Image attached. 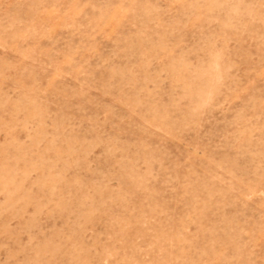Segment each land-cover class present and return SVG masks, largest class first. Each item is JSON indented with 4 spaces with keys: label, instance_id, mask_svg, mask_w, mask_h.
<instances>
[{
    "label": "rangeland",
    "instance_id": "374dc122",
    "mask_svg": "<svg viewBox=\"0 0 264 264\" xmlns=\"http://www.w3.org/2000/svg\"><path fill=\"white\" fill-rule=\"evenodd\" d=\"M0 264H264V0H0Z\"/></svg>",
    "mask_w": 264,
    "mask_h": 264
}]
</instances>
